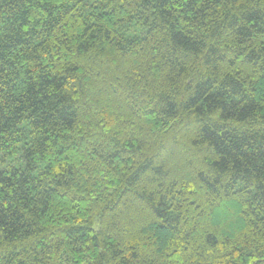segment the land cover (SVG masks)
Returning <instances> with one entry per match:
<instances>
[{
    "label": "trees",
    "instance_id": "1",
    "mask_svg": "<svg viewBox=\"0 0 264 264\" xmlns=\"http://www.w3.org/2000/svg\"><path fill=\"white\" fill-rule=\"evenodd\" d=\"M0 264H264V0H0Z\"/></svg>",
    "mask_w": 264,
    "mask_h": 264
},
{
    "label": "rangeland",
    "instance_id": "2",
    "mask_svg": "<svg viewBox=\"0 0 264 264\" xmlns=\"http://www.w3.org/2000/svg\"><path fill=\"white\" fill-rule=\"evenodd\" d=\"M130 34H137L138 32L136 31H133V30H131L130 32H129Z\"/></svg>",
    "mask_w": 264,
    "mask_h": 264
}]
</instances>
